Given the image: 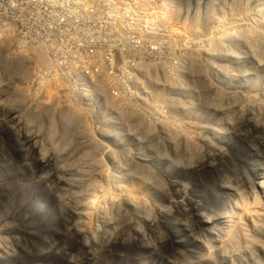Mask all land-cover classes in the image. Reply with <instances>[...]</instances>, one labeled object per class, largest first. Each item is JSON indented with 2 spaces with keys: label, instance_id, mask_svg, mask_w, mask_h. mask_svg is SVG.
<instances>
[{
  "label": "rangeland",
  "instance_id": "1",
  "mask_svg": "<svg viewBox=\"0 0 264 264\" xmlns=\"http://www.w3.org/2000/svg\"><path fill=\"white\" fill-rule=\"evenodd\" d=\"M103 1L14 3L15 43L0 45V264H264V202L248 192L264 184V0ZM203 85L199 100L187 96ZM221 123L226 138L205 148ZM188 145L209 152L161 174ZM230 175L234 224L202 240L200 216L185 227L193 201L223 210L228 190L214 184ZM186 185V200L169 204ZM128 195L171 209L177 228L152 251L122 229L103 240ZM207 243L212 257H194Z\"/></svg>",
  "mask_w": 264,
  "mask_h": 264
},
{
  "label": "bare ground",
  "instance_id": "2",
  "mask_svg": "<svg viewBox=\"0 0 264 264\" xmlns=\"http://www.w3.org/2000/svg\"><path fill=\"white\" fill-rule=\"evenodd\" d=\"M41 1V0H40ZM89 1V0H88ZM103 1V0H102ZM99 2V1H98ZM104 2V1H103ZM89 4V3H88ZM87 5V4H86ZM42 10V9H41ZM41 12V11H40ZM38 15V14H37ZM35 17V16H34ZM95 20V19H94ZM38 21V20H37ZM38 24V23H37ZM35 26V25H34ZM183 26V25H182ZM29 28V27H28ZM149 30V29H148ZM168 30V29H167ZM90 31V30H89ZM96 33V32H94ZM169 33V32H167ZM30 43V42H29ZM158 45V44H157ZM30 47V46H29ZM150 47V46H149ZM161 47V46H160ZM225 47V46H224ZM152 48V47H151ZM156 48V47H155ZM31 49V48H29ZM211 50V49H210ZM152 50H150L151 52ZM218 51V50H217ZM216 51V52H217ZM219 52V51H218ZM155 53V52H154ZM158 53V52H157ZM216 55V53H215ZM18 59V58H17ZM256 59V57H255ZM19 61V60H18ZM39 61V60H38ZM258 61V60H256ZM6 62V61H5ZM184 62V61H183ZM14 63V62H13ZM5 64V63H4ZM9 64V63H8ZM181 66V65H180ZM257 67V66H256ZM9 69V68H8ZM180 70V69H179ZM2 72V71H1ZM4 72V71H3ZM6 73V72H5ZM8 73V72H7ZM12 74V73H11ZM9 74H7L6 76L8 77ZM2 77H3V74H2ZM6 77V78H7ZM12 77H13V74H12ZM97 77V76H96ZM9 78H11L9 76ZM7 78V79H9ZM15 78V77H13ZM12 78V79H13ZM1 79V78H0ZM2 80V79H1ZM11 80V79H10ZM9 80V81H10ZM14 80V79H13ZM11 80V82L13 81ZM96 80V79H95ZM180 80V79H179ZM4 81V80H3ZM205 82V81H204ZM204 86V85H203ZM14 88V87H13ZM205 86H204V90H201L199 91L198 93H194L193 92H190L187 93L189 95H187L188 97H197L198 100L201 98V92H203L204 94H207V90H205ZM189 89V88H188ZM15 90V89H14ZM179 90L182 91V88H180ZM17 91V90H16ZM183 92H181L182 94ZM180 94V96H181ZM177 95V94H176ZM184 96V94H183ZM81 98L83 96H80ZM10 98V97H9ZM13 98V97H12ZM227 100V99H226ZM177 102V101H176ZM187 102V101H186ZM191 102V101H189ZM194 100H192L191 104H193ZM212 102V103H211ZM178 103V102H177ZM188 103V102H187ZM210 104H214L215 103L213 102V99H209V97H207V102L205 103V106L208 107V105ZM190 104V105H191ZM6 105V108L8 107V109L10 108L9 106H11V104H5ZM174 105V103H173ZM185 105V104H184ZM21 106V105H20ZM176 106V105H175ZM189 106V105H188ZM216 106V105H215ZM186 107V106H185ZM185 107H183V109H185ZM196 107V105L194 106ZM182 108V107H181ZM12 109V110H11ZM18 109V108H17ZM11 111V113L13 114V108H10L9 109ZM77 114V113H76ZM79 115V114H78ZM77 117V116H76ZM16 118V117H15ZM75 119V118H74ZM231 121V116H227V123H229ZM260 123V120H256L253 116V121L251 124H253L254 126L256 127H259V123ZM76 124V123H75ZM230 131V129H225L223 124H219V128L218 129H211L210 132H212V134L210 135V138H208L206 140V144H205V148H211L214 144V138L215 139H218V136L219 135H223V138H226V134ZM259 131V130H258ZM84 141V140H83ZM73 143V141H72ZM190 144V143H189ZM193 145V143L191 144ZM190 148V145H188V147H185V152L183 153V158L182 159H178L176 160L175 162H172L171 165L169 167H165L162 166V172L161 174L167 172L168 175L170 176L173 168H175L177 165H182V164H188L190 162H192L193 160H195L196 158H201L202 159V156L204 157V154L206 152H209L207 149L205 148H199L198 150L196 151H192V150H189ZM175 151V150H174ZM204 151V152H202ZM197 152V153H196ZM196 153L195 156H192ZM259 155H260V152H259ZM45 157V156H44ZM164 158V157H163ZM259 158V156H258ZM56 159V158H55ZM43 161V159H42ZM44 161H46L44 159ZM43 161V162H44ZM58 162V161H57ZM194 163H197L194 162ZM193 165V164H192ZM190 165V166H192ZM251 165V164H250ZM68 166V165H67ZM64 167V166H63ZM77 167V166H76ZM252 167L256 170L258 169L259 165H253L252 164ZM74 168V167H72ZM77 169V168H75ZM251 169V166L249 168H247V173L248 172H251L250 171ZM260 169V168H259ZM258 169V170H259ZM253 170V169H252ZM85 173V172H84ZM83 173V174H84ZM253 175V174H252ZM82 176V174H81ZM91 177V176H90ZM155 181V188L157 187L158 185V181H159V178H160V175L156 174V173H153V175L151 176ZM79 178V177H78ZM92 178V177H91ZM233 176L230 175L229 177L226 178L225 182H218V183H215L214 185L215 186H220L223 188V190H228V195L226 196L225 198V202L223 204V210H213L211 208H209V205L206 206L205 205V196H199L196 198L195 201H193V203L195 205L192 204V209H191V212L189 214L188 217H191L192 218H189L187 219L186 221V228L187 230L190 232L192 231L191 230V222L194 221L193 218L197 217L199 219V216H200V219H201V229L199 230V233L203 235L204 238H202V240H213L217 242L219 241V237L221 236V234L226 231L227 229H229V227L232 226V224H234V213L232 212V210H237L235 208L237 202H235V196H237L239 194V192L241 191V188H236V189H233V183L232 181L234 179H232ZM84 179V177H83ZM221 181V180H220ZM84 182V181H83ZM89 182V181H88ZM93 182V181H92ZM217 182V181H216ZM250 182H254V180H250ZM78 183V182H77ZM86 183V182H85ZM93 184V183H92ZM234 190V191H233ZM181 193L180 195L178 194L174 200H171V198L169 197V204H173L174 206H177L180 202H178L179 199H183V201L186 200V198H184L183 196H185L186 193L189 192L188 190V186L186 185V188L185 190H179ZM80 192V191H79ZM91 192V191H90ZM248 192L251 194V195H255L256 193H259L260 194V197L262 199V201L264 202V184L263 182H261L260 179H258V181L256 182L255 185H253V183H250L249 186H248ZM77 193V192H76ZM81 193V192H80ZM88 193V192H87ZM90 194V193H89ZM221 195V194H220ZM129 196V195H128ZM144 196V195H143ZM78 197H80V195H78ZM254 197V196H252ZM80 199V198H79ZM256 199V198H255ZM81 200V199H80ZM87 200V199H86ZM145 200V199H144ZM157 200V199H156ZM108 201V200H107ZM261 201V203H262ZM77 202V201H76ZM146 202V200H145ZM142 199H139L138 201H133L130 196L129 198L128 197H124L116 206H115V216L116 218L115 219H108L107 222L105 223V230H104V242L107 243L108 241L111 240V238H113L115 236V233L118 232L120 229H122V231L120 233H117V235H121L123 234V238L122 240L127 242V241H130V240H139V242L141 243V249L144 248H147L149 247L150 251H152L155 247V245L157 243H159L163 237L164 234H166V230L167 228L170 229V230H175L174 226L177 228V225L175 224L173 218H170V214H171V209L170 208H162L160 206H158V204L156 203H145ZM151 202V201H150ZM81 203V202H80ZM82 204V203H81ZM263 204V203H262ZM109 205V203H108ZM111 205V204H110ZM115 205V204H113ZM264 205V204H263ZM186 206V205H185ZM188 206H190L188 204ZM111 207V206H110ZM112 208V207H111ZM246 208V207H245ZM185 209V208H184ZM244 209V208H243ZM186 210V209H185ZM248 210V209H247ZM123 211V214H121V212ZM109 213V212H108ZM244 213V212H243ZM105 214V213H104ZM114 214V213H113ZM237 214V213H236ZM108 215V214H107ZM245 215V214H244ZM112 216V215H111ZM243 216V214L241 215ZM245 217V216H244ZM236 218V217H235ZM242 219V218H241ZM246 219V218H245ZM244 219V220H245ZM249 219V218H248ZM89 220V219H87ZM164 220V223H166L168 226L165 228V230H161V232L158 230V226L160 224V222ZM85 221V219H84ZM86 222V221H85ZM243 222V221H242ZM247 222V220H246ZM84 223V222H82ZM92 223V222H91ZM103 223V222H102ZM239 223V222H238ZM86 224V223H85ZM90 225H93V224H90L89 223V226ZM181 225V224H180ZM86 226V225H83V227ZM237 226V224H236ZM88 227V226H87ZM86 227V228H87ZM92 228V226H91ZM89 228V229H91ZM85 229V228H83ZM82 229V232H84V230ZM89 229L88 231L86 232L87 234H89ZM99 229V228H97ZM144 229H147V231L149 233H151L150 235H152L151 237H148L147 239L145 238L147 234L149 233H143L144 232ZM158 230V232H156ZM239 230V229H238ZM81 231V230H80ZM151 231V232H150ZM91 232V231H90ZM235 232V231H234ZM103 233V232H102ZM234 234V233H233ZM211 235V236H210ZM236 236V235H235ZM89 237V235H88ZM195 237H198L197 234H193V238L195 239ZM94 239V236H90L89 239ZM234 238V237H233ZM86 243L85 245L88 244V239L86 238ZM121 240V241H122ZM183 239L182 238H179L177 241H182ZM91 242V241H90ZM207 248L205 249L204 252L201 251V254H199V252L195 255L194 254V257L196 258H205L206 256L207 257H212L213 255V251L211 249V246L208 245V243L206 244ZM7 249H9L10 251H6L4 254L5 255H9L12 248L13 247H9V246H6ZM2 250V249H0ZM93 250V249H92ZM4 252V251H3ZM223 252V251H222ZM225 254V253H224ZM144 257V256H143ZM152 257V258H151ZM152 260V263H155L157 264V255H150V258ZM143 264V262H142Z\"/></svg>",
  "mask_w": 264,
  "mask_h": 264
},
{
  "label": "built area",
  "instance_id": "3",
  "mask_svg": "<svg viewBox=\"0 0 264 264\" xmlns=\"http://www.w3.org/2000/svg\"><path fill=\"white\" fill-rule=\"evenodd\" d=\"M18 0H0V28L2 29V24H1V21L3 20H7L9 22V24L11 25L10 26V29L11 31L8 33V36L9 38H11V41H1L0 40V45L1 44H4V45H9V44H14L15 43V35L13 34L12 32V27L14 24L16 25H19V22L17 19H15V8H14V3L17 2ZM73 22V19L71 18L70 19V23ZM20 28H21V33H20V36L24 37L26 36V33L23 32V24L20 25ZM3 53H5L4 51H2ZM17 58L15 57V55L11 52L9 53V55L4 58L6 61H15V60H11V59H14V58ZM0 60H3V59H0ZM98 76H101L103 77L102 75L97 74ZM95 75V76H97ZM94 76V78H95ZM0 77H2V73L0 72ZM8 84L12 85L10 81H8ZM91 94H94L93 91H89ZM0 93H2V87L0 86ZM15 93V92H14ZM92 104V103H91ZM93 105V104H92ZM91 110H92V106H91Z\"/></svg>",
  "mask_w": 264,
  "mask_h": 264
},
{
  "label": "flooded vegetation",
  "instance_id": "4",
  "mask_svg": "<svg viewBox=\"0 0 264 264\" xmlns=\"http://www.w3.org/2000/svg\"><path fill=\"white\" fill-rule=\"evenodd\" d=\"M193 219H194V218H193ZM174 227H175V226H174ZM166 231H167V232H166L167 234H169V233H171V232H172V230H170V229H168V228H167V230H166Z\"/></svg>",
  "mask_w": 264,
  "mask_h": 264
}]
</instances>
